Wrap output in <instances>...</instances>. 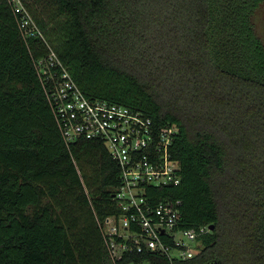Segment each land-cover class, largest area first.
I'll list each match as a JSON object with an SVG mask.
<instances>
[{"label": "trees", "instance_id": "trees-1", "mask_svg": "<svg viewBox=\"0 0 264 264\" xmlns=\"http://www.w3.org/2000/svg\"><path fill=\"white\" fill-rule=\"evenodd\" d=\"M22 1L43 38L0 0V264H112L98 222L120 169L100 141L65 144L35 66L50 48L90 99L177 129L181 184L150 194L214 229L175 264H264V0Z\"/></svg>", "mask_w": 264, "mask_h": 264}, {"label": "built area", "instance_id": "built-area-1", "mask_svg": "<svg viewBox=\"0 0 264 264\" xmlns=\"http://www.w3.org/2000/svg\"><path fill=\"white\" fill-rule=\"evenodd\" d=\"M8 1L23 37L43 38L23 1ZM35 66L65 144L100 141L120 169V185L113 197L118 212L98 222L111 263L121 264L127 257L144 253L163 257L170 264L200 256V238L211 229L181 228L182 201L150 194L152 188L181 184V167L172 154L177 129L159 128L128 106L90 99L51 48Z\"/></svg>", "mask_w": 264, "mask_h": 264}, {"label": "rangeland", "instance_id": "rangeland-1", "mask_svg": "<svg viewBox=\"0 0 264 264\" xmlns=\"http://www.w3.org/2000/svg\"><path fill=\"white\" fill-rule=\"evenodd\" d=\"M28 2L34 3V0H28ZM256 25H257L258 33L260 34L264 42V5L261 7V9L258 12Z\"/></svg>", "mask_w": 264, "mask_h": 264}, {"label": "water", "instance_id": "water-1", "mask_svg": "<svg viewBox=\"0 0 264 264\" xmlns=\"http://www.w3.org/2000/svg\"><path fill=\"white\" fill-rule=\"evenodd\" d=\"M211 229H214V226H212Z\"/></svg>", "mask_w": 264, "mask_h": 264}]
</instances>
